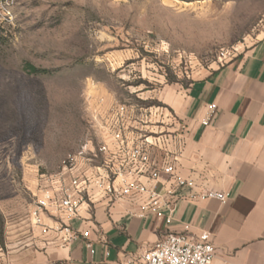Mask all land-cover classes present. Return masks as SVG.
Returning <instances> with one entry per match:
<instances>
[{
  "label": "rangeland",
  "instance_id": "obj_1",
  "mask_svg": "<svg viewBox=\"0 0 264 264\" xmlns=\"http://www.w3.org/2000/svg\"><path fill=\"white\" fill-rule=\"evenodd\" d=\"M263 23L264 0H0V263L37 229L43 176L95 142L90 97L165 109L141 98L232 62Z\"/></svg>",
  "mask_w": 264,
  "mask_h": 264
},
{
  "label": "crops",
  "instance_id": "obj_2",
  "mask_svg": "<svg viewBox=\"0 0 264 264\" xmlns=\"http://www.w3.org/2000/svg\"><path fill=\"white\" fill-rule=\"evenodd\" d=\"M141 99L162 104L186 127L165 150L154 149L153 160L162 164L175 157L177 172L192 181L194 189L169 196L174 186L166 174L156 181L141 178L175 208L173 222L168 225L151 213L140 218L146 195L111 203L93 190L90 208L84 206L70 222L74 230L89 231V240L64 246L57 234L34 229L26 247L8 264H129L165 235L182 233L186 226L194 236L211 234L216 264L264 263V23L224 67L202 72L187 88L166 87ZM211 105L217 113L206 126ZM142 136L136 131L126 139L133 144ZM105 141L112 148V141ZM205 190L227 194V203L189 197ZM161 211L168 214L167 206Z\"/></svg>",
  "mask_w": 264,
  "mask_h": 264
},
{
  "label": "built area",
  "instance_id": "obj_3",
  "mask_svg": "<svg viewBox=\"0 0 264 264\" xmlns=\"http://www.w3.org/2000/svg\"><path fill=\"white\" fill-rule=\"evenodd\" d=\"M223 55L224 59H220L222 67L236 57L230 50ZM90 100L95 142L89 141L75 154L67 156L57 173L43 176L41 196L31 214L34 228L43 235L57 234L64 246L80 239L89 240V231L74 230L70 222L79 217L84 206L90 208L93 190L102 192L111 203L121 197L146 195L139 217L151 213L169 225L174 220L175 208L163 202V198L149 189L141 178L156 181L162 173L166 174L174 186L167 192L169 196L175 195L179 189H194V183L177 172L175 157L172 162L162 164L153 160L154 149L165 150L168 144L186 132L184 123L174 113L142 103L108 104L105 97H90ZM216 113L217 107L211 105L204 125H209ZM136 131L143 136L130 144L126 134ZM106 139L112 141V148ZM189 197L215 199L222 204H226L229 198L225 193L208 190ZM162 206H167L168 214L161 211ZM86 246L94 253L90 243ZM129 264H216V250L209 232L194 236L186 226L182 233H168Z\"/></svg>",
  "mask_w": 264,
  "mask_h": 264
},
{
  "label": "trees",
  "instance_id": "obj_4",
  "mask_svg": "<svg viewBox=\"0 0 264 264\" xmlns=\"http://www.w3.org/2000/svg\"><path fill=\"white\" fill-rule=\"evenodd\" d=\"M24 69H25V71L29 72L30 74H34V75L48 73V71L37 69L36 67L32 66L31 64H26Z\"/></svg>",
  "mask_w": 264,
  "mask_h": 264
}]
</instances>
